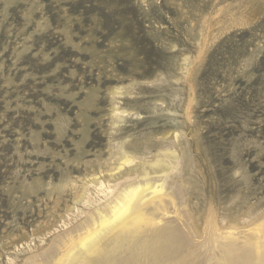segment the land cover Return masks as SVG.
I'll return each instance as SVG.
<instances>
[{
	"label": "rangeland",
	"instance_id": "374dc122",
	"mask_svg": "<svg viewBox=\"0 0 264 264\" xmlns=\"http://www.w3.org/2000/svg\"><path fill=\"white\" fill-rule=\"evenodd\" d=\"M186 153L193 203L264 207V0H0V264Z\"/></svg>",
	"mask_w": 264,
	"mask_h": 264
},
{
	"label": "bare ground",
	"instance_id": "6f19581e",
	"mask_svg": "<svg viewBox=\"0 0 264 264\" xmlns=\"http://www.w3.org/2000/svg\"><path fill=\"white\" fill-rule=\"evenodd\" d=\"M189 60L183 59L182 73L191 90ZM192 138L201 150L195 131ZM135 160L126 154L119 169ZM194 162L186 153L170 166H140L141 173L129 170L135 176L118 184L94 185L102 199L94 198L73 232L27 264H264V207L233 214L231 206L222 215L214 203H193Z\"/></svg>",
	"mask_w": 264,
	"mask_h": 264
}]
</instances>
